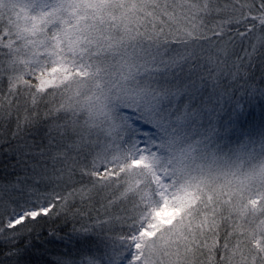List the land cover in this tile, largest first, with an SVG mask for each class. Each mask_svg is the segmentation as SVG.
Returning <instances> with one entry per match:
<instances>
[{
    "label": "snow or ice",
    "instance_id": "obj_1",
    "mask_svg": "<svg viewBox=\"0 0 264 264\" xmlns=\"http://www.w3.org/2000/svg\"><path fill=\"white\" fill-rule=\"evenodd\" d=\"M257 97L264 0H0V243L63 216L56 264H264Z\"/></svg>",
    "mask_w": 264,
    "mask_h": 264
},
{
    "label": "trees",
    "instance_id": "obj_2",
    "mask_svg": "<svg viewBox=\"0 0 264 264\" xmlns=\"http://www.w3.org/2000/svg\"><path fill=\"white\" fill-rule=\"evenodd\" d=\"M262 103L255 102L257 108L248 107V111L252 113L250 119L257 124V130L264 127V119L261 121L256 119V116L264 118ZM13 128V124L0 121V189H10L18 179L24 178V165L18 163V154L13 153L14 145L5 142ZM5 199H18L19 202L23 200L19 193L5 196ZM74 227L79 229L80 224L74 223L71 218L66 220L63 216L51 219L45 217L40 220L35 231L30 235L25 232L15 245L0 243V264H56L61 259L79 261L82 258L81 245L77 243L78 237L73 232ZM50 232H54V235H50ZM27 241L31 243L26 247ZM11 252L15 254L9 255Z\"/></svg>",
    "mask_w": 264,
    "mask_h": 264
},
{
    "label": "rangeland",
    "instance_id": "obj_3",
    "mask_svg": "<svg viewBox=\"0 0 264 264\" xmlns=\"http://www.w3.org/2000/svg\"><path fill=\"white\" fill-rule=\"evenodd\" d=\"M255 102H258V103H261V102H263L262 104L264 105V100H261L259 97H257L256 99H254V100H252V102H251V104L249 105V107H255V108H257V105L255 104ZM262 105V106H263ZM256 119L257 120H259V121H261V120H263L264 118H260V116H256ZM258 122V121H257ZM248 127L251 129V128H254V131H253V135H254V138H258L257 136H256V133H258V131L260 130V129H258L257 130V124H255V122H252L251 121V123L248 125ZM258 147V146H257Z\"/></svg>",
    "mask_w": 264,
    "mask_h": 264
}]
</instances>
